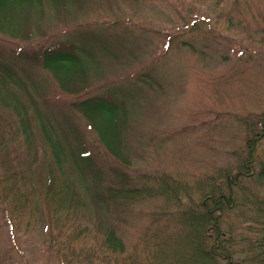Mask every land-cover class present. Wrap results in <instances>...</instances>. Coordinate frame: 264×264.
<instances>
[{
	"label": "rangeland",
	"instance_id": "rangeland-1",
	"mask_svg": "<svg viewBox=\"0 0 264 264\" xmlns=\"http://www.w3.org/2000/svg\"><path fill=\"white\" fill-rule=\"evenodd\" d=\"M71 5L69 12L56 11L45 1L46 14L34 17L36 34L29 41L0 33L1 60L25 66L43 83L44 96L39 88L33 96L43 112L52 119L64 112L80 129L103 173L101 192L108 196L117 171L124 177V189L133 193L115 201L100 196L96 208L86 188H92L91 180L85 186L75 173L69 174L80 201L68 217L56 214V205L43 192L31 191L29 182L11 180L0 186V264H117L102 245L110 227L126 247L119 264L137 259L160 264V254L151 252L174 236L182 219L179 210L198 200L184 191L208 167L227 162L242 147L245 124L264 113V0H75ZM66 38L85 42L93 54V70L104 71L86 92L61 91L53 76L30 59ZM147 71L156 81L152 91L138 84L139 73ZM124 76L139 89L122 87L128 103L139 106L131 124L130 165L107 152L73 105ZM3 107L0 101V113L7 115ZM9 118L15 125V116ZM32 126L37 128L35 121ZM36 135L28 153L26 144L19 148L23 160L45 153L47 146ZM263 152L264 140L259 148ZM4 174L0 166V179ZM166 182L175 185L178 201L159 192L160 183ZM238 208L249 216V206ZM242 213L231 221L241 228L238 234L253 236Z\"/></svg>",
	"mask_w": 264,
	"mask_h": 264
},
{
	"label": "trees",
	"instance_id": "trees-1",
	"mask_svg": "<svg viewBox=\"0 0 264 264\" xmlns=\"http://www.w3.org/2000/svg\"><path fill=\"white\" fill-rule=\"evenodd\" d=\"M45 1L56 11L66 12L75 2L0 0V33L24 41L32 39L36 34L33 33L36 25L34 17L46 14ZM74 41L66 38L45 46L30 57L53 76L61 91L71 94L88 91L97 73L104 74L101 67L96 72L93 70V54L89 46L85 42ZM1 59L0 54V101L7 115L0 113V117H5L4 125L0 123V166L5 171L4 177L1 175L0 186L10 185L11 180L13 184L29 182L31 191L43 192L46 200L56 205V214L65 212L67 215L73 212L75 202L80 201L69 174L75 173L86 182L85 186L91 180L92 188H86L90 190L96 208L100 207L98 202L101 198L105 200L104 196L115 201L121 196L131 195L133 190L131 193L124 189V177L121 178L117 171L114 174L115 185L108 186V196L101 192L99 181H102L103 173L80 129L69 122L71 120L64 112H60L59 119L53 117L55 120L43 112L33 97L35 89H40L43 83L31 76L29 70L26 72L25 66L14 67V64ZM139 74L138 84L145 85L148 91L155 89L156 81L148 71ZM131 81L130 76H124L110 88H104L93 96H84L73 104L87 127L95 132L100 144L124 165L131 164L129 155L132 153L131 138L134 135L131 124L139 108L128 103L122 91L123 88L139 90L135 88L136 83ZM41 95L44 96L42 90ZM31 110L34 115L30 113ZM13 115L17 119L15 125L9 121ZM249 120L245 124L242 147L232 151L227 162L208 167L197 177L195 184L184 191L193 198L195 195L198 200L193 201L189 209L179 210L183 213L178 230L174 236L156 245L157 252H151L160 254V264H169L170 261L171 264H264V196H260V189L264 192V152L262 155L259 153L261 141L264 140V113L256 114ZM34 121L37 128L32 126ZM36 134L42 138L47 149L42 155L34 152V159L28 162L19 154V148L26 144L25 152L28 153ZM40 156L43 161L39 160ZM40 164L46 166L40 167ZM160 185V193L172 195L178 201L177 192L172 190L174 184L166 182ZM241 205L249 206V216L246 210H239ZM238 212H243L241 215L249 218L247 228L252 230H247L252 231L253 236L237 233L241 228L235 226L231 216H237ZM235 218L232 217L234 221ZM97 225H102L100 219ZM102 245L114 255V262L119 264V257L126 247L114 228L105 230ZM132 264L140 262L137 259Z\"/></svg>",
	"mask_w": 264,
	"mask_h": 264
}]
</instances>
